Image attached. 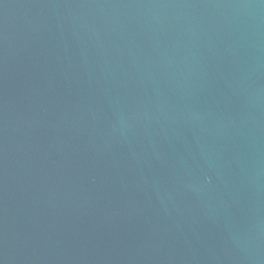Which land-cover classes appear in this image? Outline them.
Listing matches in <instances>:
<instances>
[{
    "label": "water",
    "instance_id": "obj_1",
    "mask_svg": "<svg viewBox=\"0 0 264 264\" xmlns=\"http://www.w3.org/2000/svg\"><path fill=\"white\" fill-rule=\"evenodd\" d=\"M0 264H264V0H0Z\"/></svg>",
    "mask_w": 264,
    "mask_h": 264
}]
</instances>
